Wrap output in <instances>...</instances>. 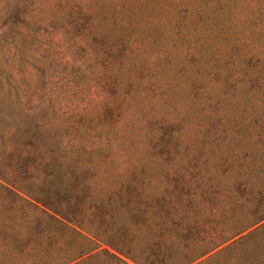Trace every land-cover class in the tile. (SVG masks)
I'll return each instance as SVG.
<instances>
[{"label":"rangeland","instance_id":"obj_1","mask_svg":"<svg viewBox=\"0 0 264 264\" xmlns=\"http://www.w3.org/2000/svg\"><path fill=\"white\" fill-rule=\"evenodd\" d=\"M0 264H264V0H0Z\"/></svg>","mask_w":264,"mask_h":264},{"label":"trees","instance_id":"obj_2","mask_svg":"<svg viewBox=\"0 0 264 264\" xmlns=\"http://www.w3.org/2000/svg\"><path fill=\"white\" fill-rule=\"evenodd\" d=\"M121 6L123 7V11H119L115 15L112 26L103 27L94 31L91 28L89 29L86 27L84 28V31L92 33V35L89 36L88 34H84V37H91V40L101 47L100 51L102 55L114 56L117 59H121L119 62V69L117 70L118 75L114 78V83L118 89L124 90L125 86L129 88L133 86V82L135 80H138L136 77L131 78L129 74L125 75V70L135 67L137 63V59L133 60L132 58V56H137L134 52L136 49L131 46V44L137 40V37H133V35L137 34L142 36V42H144L143 38L146 36L144 33V26L149 23L153 24V21L148 20L149 14L147 12L139 11L140 9L137 4L133 5V8L127 12L124 10L125 6ZM169 21L170 20H167L166 24H169ZM86 22L88 23V21ZM176 35V31L172 30L169 34H167V39H173ZM43 213L51 217L53 220H57V218L46 213L44 210ZM220 244H222V242L213 244L210 250L218 247ZM113 257L117 258L114 255Z\"/></svg>","mask_w":264,"mask_h":264}]
</instances>
